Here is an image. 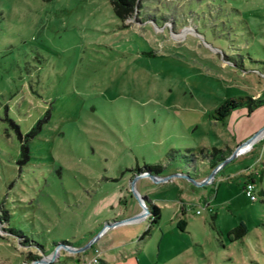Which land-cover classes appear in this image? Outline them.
<instances>
[{
    "label": "rangeland",
    "instance_id": "1",
    "mask_svg": "<svg viewBox=\"0 0 264 264\" xmlns=\"http://www.w3.org/2000/svg\"><path fill=\"white\" fill-rule=\"evenodd\" d=\"M230 96L264 99V0H134L123 18L109 0H0V264H89L95 247L73 250L137 202V174L159 223L109 264H264V132L205 185L207 207L188 189L184 230L178 187L144 175L185 148L202 169L264 127L263 105L212 118Z\"/></svg>",
    "mask_w": 264,
    "mask_h": 264
},
{
    "label": "crops",
    "instance_id": "2",
    "mask_svg": "<svg viewBox=\"0 0 264 264\" xmlns=\"http://www.w3.org/2000/svg\"><path fill=\"white\" fill-rule=\"evenodd\" d=\"M177 140H178V138H177ZM178 141H180V140H178ZM241 143H242V141H241ZM241 143H239L236 147H238ZM180 145H184V143H181ZM236 147L233 148L230 145H226L222 149L223 150H228V154H229L230 151L232 149H235ZM186 149L187 148H185L184 151ZM193 158H194L195 163L197 164L196 160H197L198 157H194V155H193ZM181 159H182V157H181ZM200 162H201V164H203L202 169H200L199 165L197 164L199 169L196 172L189 171L190 175L192 177H194L196 180H201L202 178L204 179V177L209 173L210 169L213 167L211 162H210V158L208 156L206 158L202 157V160H200ZM166 163H164V164H166ZM226 164L227 163H225L219 170H217L215 175L213 176V178L205 185H207L208 187L210 186L212 188V190H215L217 188L216 187V182L217 181L221 182V181H223V179L225 177H229L231 174L228 175L227 173L224 172V168L226 167ZM161 165L163 166V164H161ZM167 165H169V162L167 163ZM167 165L165 167H162V170L160 169V171H162V174L170 173V172H173L174 170L177 171V169H175V166H177L175 163L173 164V166L170 165L169 168H166ZM185 169L186 168H183L184 171H185ZM248 181H253V179L250 178ZM168 182L169 183H175V185L178 187L177 198H175L174 201L172 202L174 204V207L175 206L177 207V205H178V208H179V211H180V216H177L178 214L175 215V216H177V218L175 220V224H176V222L179 219L183 220L181 217L185 216V208H184V205H185V202H186L185 201V195H186V192L188 191V189L191 190V191H194V192H198L199 191L200 194H201L199 199H202L203 205L205 207H206V205L208 206V200L205 197H203V195H202V192H204L205 189L207 188V187H205V185H195V184H192L191 182H189V180L183 179V178H171V179L166 180V181H164L162 183H159V184L160 185H164V184H166ZM143 187H144V185L141 183V181L139 179H136L134 181L133 188L139 195L144 196L145 204H147V205H149L151 203L156 204L159 207V209H160V215H161V207H160L161 205H160V203L159 202L157 203L154 199L149 198L146 195V192L143 189ZM197 189H199V190H197ZM127 190L128 189H126V192H127ZM126 192L123 193V195H126ZM127 201H129L128 205H126V202L124 203V210L118 216L119 218L126 217V216H129V215H131V216L132 215H136L141 210L139 204L136 201L135 202H132L134 200H132V201L131 200H127ZM163 204L166 205L167 203L165 202ZM147 216L144 215V216H142V217H140V218H138V219H136V220H134L132 222L129 221V222L123 223L121 225H118L117 227L115 226L114 228L104 232L99 237V239L91 245V247H95L97 249L96 251H97V253L99 255V258H101L102 260L108 262L107 258L110 255L114 256V250H117L118 247L121 246V243L126 242L128 239L129 240L131 239V236L134 233L133 230L135 228L141 226L142 221H145V223L148 225V217ZM183 222H184V228H185L186 222L184 220H183ZM158 223H159V217H158L157 222L154 225H156ZM99 228H101V225H99V227L96 228V230H98ZM96 230H93V231H96ZM93 231L88 233L87 239H85L84 242L90 240V237H91L90 233H92ZM75 259L78 260V261L80 260V258L79 259L75 258Z\"/></svg>",
    "mask_w": 264,
    "mask_h": 264
},
{
    "label": "trees",
    "instance_id": "3",
    "mask_svg": "<svg viewBox=\"0 0 264 264\" xmlns=\"http://www.w3.org/2000/svg\"><path fill=\"white\" fill-rule=\"evenodd\" d=\"M115 15L118 18H123L129 12L132 10L134 5V0H109ZM245 105L249 112H251L254 108L263 105L264 106V99L263 98H250L249 96L245 97H235L230 96L225 98L221 103H218L216 107L213 109V112L210 114L212 118L222 120L225 118L232 109H235L236 107H240ZM22 153L25 152V148L22 147ZM189 150L186 149L185 153L181 155L182 159L184 160H191L192 155L188 154ZM228 154V150L219 149L217 147H212L209 150L208 157L210 158V162L212 166L216 164V162L222 160L226 155ZM147 169H150V166L146 167ZM162 168L161 163H157L153 166V169L155 172L160 171ZM261 195H264V191H260ZM147 205V204H146ZM150 214L148 217V225L145 230L142 231L141 235H146L149 233V230H151L152 226L157 222L158 217L160 216V209L156 204H149L147 205ZM176 226L180 230H184V222L183 220L179 219L176 222ZM12 232L18 233L15 228H10ZM247 232L245 223L239 222L231 231L228 232L231 239H238L242 237L244 233ZM35 256H31V258H34ZM99 264H108V262L102 260L98 257ZM52 264V262H51Z\"/></svg>",
    "mask_w": 264,
    "mask_h": 264
},
{
    "label": "water",
    "instance_id": "4",
    "mask_svg": "<svg viewBox=\"0 0 264 264\" xmlns=\"http://www.w3.org/2000/svg\"><path fill=\"white\" fill-rule=\"evenodd\" d=\"M261 132H264V127L263 128L261 127L257 132H255L253 135H251L250 138H247L238 147H236L235 149H232L230 151V153L227 154L222 160H220L219 162L217 161L216 164H214L213 167L210 169L209 173L204 177V179L202 178L201 180H196L194 177H192L190 175L189 171L196 172L199 169L197 164L195 163L194 159H191V160L190 159L189 160L179 159L176 161L174 160V163L177 165V166H175V169H177V171L174 170L173 172L166 173L165 175H160L159 171L153 172L150 174L145 173L144 175L154 183H159V182L162 183V182L169 180L171 178H183V179L189 180V182H191L192 184H195V185H205L213 178L216 171L219 170L227 161L234 158L239 153L245 151V148L250 146V144L253 140L256 141L258 139V137H257L258 133H261ZM248 143H249V145H248ZM167 163L163 164V166L162 165L161 166L165 167L167 165ZM183 168H186L185 171L183 170ZM140 176L141 175L137 174L133 178L130 179V184H131L130 188H131V191L133 192L134 197L137 200V203L139 204V206L141 208L140 212L136 215H132V216L129 215L126 217H122L118 220L115 219L112 222L104 225L103 228H100L88 242L84 243V245H82L79 248H75L73 251L83 252L86 249H89L91 247V245L99 239V237L104 233V231L113 225L117 226V225H121L123 223L129 222V221L132 222V221H134V220H136V219H138L144 215L147 216L150 214V211L144 202L145 201L144 196L139 195L133 188L134 181L136 179H138ZM69 250H70V248H69ZM53 255H51L50 259H52ZM39 262L40 263H46V260L45 261H43L42 259L34 260L32 264H38Z\"/></svg>",
    "mask_w": 264,
    "mask_h": 264
},
{
    "label": "built area",
    "instance_id": "5",
    "mask_svg": "<svg viewBox=\"0 0 264 264\" xmlns=\"http://www.w3.org/2000/svg\"><path fill=\"white\" fill-rule=\"evenodd\" d=\"M248 147H251V146H248ZM248 147H246L245 150L248 149ZM242 188H243L242 191L245 193V195L250 200H255L256 199V196L253 193V190H254V182L253 181L244 182V184L242 185ZM206 207H207V205H206ZM195 212L198 213L199 210L197 209ZM98 257H99L98 254H95L93 257H91V259L89 261V264H99ZM51 262H52L51 259H47L45 264H51ZM84 264H86V263H84Z\"/></svg>",
    "mask_w": 264,
    "mask_h": 264
},
{
    "label": "bare ground",
    "instance_id": "6",
    "mask_svg": "<svg viewBox=\"0 0 264 264\" xmlns=\"http://www.w3.org/2000/svg\"><path fill=\"white\" fill-rule=\"evenodd\" d=\"M263 134H264V133H263ZM263 134H262V135H263ZM248 145H249V144H248Z\"/></svg>",
    "mask_w": 264,
    "mask_h": 264
}]
</instances>
